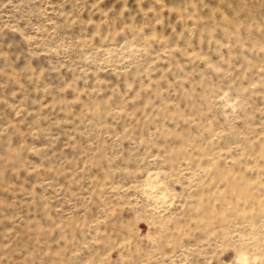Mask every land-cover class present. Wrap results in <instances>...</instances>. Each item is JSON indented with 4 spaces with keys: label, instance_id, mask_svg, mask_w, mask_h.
I'll use <instances>...</instances> for the list:
<instances>
[{
    "label": "rangeland",
    "instance_id": "obj_1",
    "mask_svg": "<svg viewBox=\"0 0 264 264\" xmlns=\"http://www.w3.org/2000/svg\"><path fill=\"white\" fill-rule=\"evenodd\" d=\"M0 264H264V0H0Z\"/></svg>",
    "mask_w": 264,
    "mask_h": 264
}]
</instances>
